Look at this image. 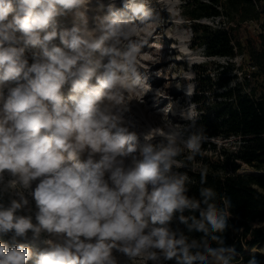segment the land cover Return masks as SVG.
Returning <instances> with one entry per match:
<instances>
[{
    "label": "clouds",
    "instance_id": "1",
    "mask_svg": "<svg viewBox=\"0 0 264 264\" xmlns=\"http://www.w3.org/2000/svg\"><path fill=\"white\" fill-rule=\"evenodd\" d=\"M92 3L0 0V183L8 173L5 187L18 197L0 204V234H12L11 244L0 242V264H228L226 250L209 243L225 228L223 211L209 202L212 189L200 190L202 200L189 198V177L177 170L186 166L176 159L184 151L179 126L162 119L140 143L126 115L128 94L145 79L135 43L137 20L149 17L145 3L95 0L103 14L90 27ZM69 16L72 26L59 28ZM29 47L39 49L31 64ZM202 139L184 142L187 160ZM34 181L35 223L18 214L29 200L17 189ZM177 220L188 235L173 227ZM29 232L48 234L37 252L16 242Z\"/></svg>",
    "mask_w": 264,
    "mask_h": 264
},
{
    "label": "trees",
    "instance_id": "2",
    "mask_svg": "<svg viewBox=\"0 0 264 264\" xmlns=\"http://www.w3.org/2000/svg\"><path fill=\"white\" fill-rule=\"evenodd\" d=\"M182 14L193 21L194 43L203 47L208 57L235 58L246 49L256 72L245 76L240 84L231 86L235 75L232 66L206 76L197 70L194 102L199 117L192 133L203 138L236 139L234 149H215V157L201 159V167L187 171L190 183L189 198L202 200V188L212 189L214 202L223 211L225 228L215 233L217 240H209L213 248L223 247L230 264H264V253L252 251L264 245V22L258 45H244L237 37L239 27L248 21L260 22L264 17V0H181ZM231 18L237 27L212 28L197 21L203 18ZM216 77V78H214ZM260 77L261 82L257 79ZM206 146L202 147L205 150ZM246 165L257 172L241 174ZM206 178L201 183L202 171ZM203 207V205H202ZM185 215H192L185 210ZM197 219L199 214L195 213ZM191 223V221H189ZM186 235V226L174 221ZM194 238L201 232L190 234ZM165 264H175L174 261Z\"/></svg>",
    "mask_w": 264,
    "mask_h": 264
},
{
    "label": "rangeland",
    "instance_id": "3",
    "mask_svg": "<svg viewBox=\"0 0 264 264\" xmlns=\"http://www.w3.org/2000/svg\"><path fill=\"white\" fill-rule=\"evenodd\" d=\"M109 0H104L107 4ZM117 6H121V0H115ZM146 5V11L149 12L147 20H137L138 27L135 36L138 38L135 43L142 44L137 59V65L142 76L143 87L139 90L130 92L127 96L130 102V111L126 114L128 119L133 120L136 125L138 140L144 142V135L149 127L155 128L161 124L162 119L169 120L172 125L179 126V136L177 144L184 149L176 159L180 165L178 171L185 173L187 171H196L201 167L203 157L214 158L215 149L218 152L221 148L234 149L239 145L236 139L223 138H204L201 140V151L197 153L193 160H187L188 150L184 147V142L192 135L193 127L199 117V109L194 102L197 87V70H203L206 76H214L215 71L224 72L225 68H232V75H235L231 86L240 84L245 76L256 72L246 54V49L238 53L235 58L208 57L203 47H197L193 41V21H189L182 14L181 0H143ZM95 0L89 6L86 13L89 26H93V18L97 14ZM198 23L212 28L218 27H237L231 18L212 17L203 18ZM248 21L239 27L237 37L241 39L244 45H258L260 43V34L263 32L262 23ZM72 26V17L60 18L59 28H70ZM55 43L59 46L57 39ZM122 47L127 48L125 42ZM38 48L29 47L26 50V58L29 64L33 62L32 53L38 52ZM99 55V54H97ZM223 76H225L222 73ZM216 78V77H214ZM261 82L260 77L257 78ZM9 86H14L10 83ZM7 89L5 88V92ZM65 95L69 94V87L64 89ZM162 139L155 137L153 143ZM206 146L205 150L202 147ZM84 157H81L83 160ZM241 174L262 173L243 165ZM13 179L8 173L4 174L3 183H0V204L7 206L11 199H18L15 195L16 189L7 188L9 180ZM32 183L31 189H17L24 191L25 197L29 200L27 208L18 211L19 215H31L35 223V212L37 211L33 198L29 192L35 188L36 183ZM48 234L41 232L36 239L32 238V233H28V238H17L16 242L24 243L31 247L34 252L44 247L43 241L48 239ZM0 242L12 243V234H0ZM252 251L264 253V245L254 248ZM31 264V262H29ZM132 264H151L143 259L134 260ZM232 264V263H231Z\"/></svg>",
    "mask_w": 264,
    "mask_h": 264
},
{
    "label": "built area",
    "instance_id": "4",
    "mask_svg": "<svg viewBox=\"0 0 264 264\" xmlns=\"http://www.w3.org/2000/svg\"><path fill=\"white\" fill-rule=\"evenodd\" d=\"M252 69H253V70H256V68H255V67H253ZM224 257H225V256H224ZM225 259L228 261V264H230V262H229L228 258H227V257H225Z\"/></svg>",
    "mask_w": 264,
    "mask_h": 264
}]
</instances>
